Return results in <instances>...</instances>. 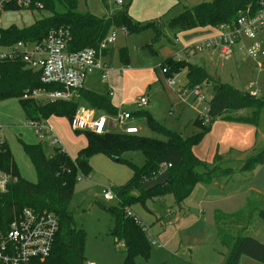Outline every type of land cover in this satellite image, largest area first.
Returning a JSON list of instances; mask_svg holds the SVG:
<instances>
[{"label":"trees","instance_id":"1","mask_svg":"<svg viewBox=\"0 0 264 264\" xmlns=\"http://www.w3.org/2000/svg\"><path fill=\"white\" fill-rule=\"evenodd\" d=\"M50 13L42 16L27 27L12 24L0 27V41L10 44L19 40L41 41L51 30L67 28L72 36L69 44L71 51H79L86 47H100L112 28H124L127 32H137L153 25L156 34L153 42L162 38L160 27L154 22L135 20L128 12L132 0H123L122 7L115 12L98 16L91 12L78 9V0H40ZM104 6L109 4L102 0ZM264 0H212L185 8L174 16L169 24L175 31L189 30L200 26L218 27L224 23H232L242 14H255L264 6ZM148 47L152 49V44ZM109 48L105 53H109ZM121 59H127V53L121 52ZM168 77L186 70L187 87L193 89L206 82L212 86L213 96L207 103L205 117L200 115L195 120L200 131L184 137L157 120L147 110L134 111L138 118H146L149 126L167 136L160 140L138 134L109 132L96 134L86 131L87 145L78 151L75 158L71 157L62 147H53L51 153L48 145L22 142L24 151L32 162L37 181L32 182L21 175L19 167L7 141H3L0 150V171L10 174V180L4 190L0 189V221L8 223L15 214L24 208L38 212L50 211L59 218V230L55 237L52 252L44 261L34 264H85L84 249L86 232L77 225L75 216L70 210L79 173L89 176L92 171L90 160L98 154L124 161L132 169L131 177L122 185L113 186L117 202L106 205L96 201L100 207L107 209L113 219L114 228L111 232L115 240L124 241L127 252L123 264H137L136 257L141 255L148 259L151 243L146 231L135 217L129 215L131 205L147 199L162 198L167 194L174 196L175 204H181L191 195L198 183L207 184L211 180L229 175L238 170L221 166L223 155L217 154L213 162L200 158L194 147L204 139L210 131L212 123L217 119L259 124L264 108V97L251 98L234 85L223 82L211 75L207 69L190 61L168 57L162 62ZM58 84H45L40 80V73L30 69L20 60L0 61V101L17 98L29 120H47L53 115L67 116L72 119L81 101L86 100L92 107L109 113H116L117 107L108 94H101L85 87L80 90V100L44 101L25 97L35 90L61 89ZM43 101V99H42ZM241 112V113H240ZM245 112V113H242ZM139 150L144 155L142 165L125 159L127 151ZM162 163L171 164L166 170L170 173L168 181L153 189L143 188L146 180L160 173ZM264 163V147L252 152L244 161L240 171H251ZM264 222V208L254 206L251 200L235 213H220L216 216L217 236L227 248L226 264H238L243 255L264 263V242L246 234L252 224L253 215ZM228 225V226H227ZM164 264H170L165 262ZM183 264H196L186 261Z\"/></svg>","mask_w":264,"mask_h":264},{"label":"rangeland","instance_id":"2","mask_svg":"<svg viewBox=\"0 0 264 264\" xmlns=\"http://www.w3.org/2000/svg\"><path fill=\"white\" fill-rule=\"evenodd\" d=\"M105 1L109 4V8L104 6L102 0H78V9L82 12L106 15L122 7L116 0ZM209 1L212 0H132L128 12L135 20L156 23L161 29L162 38L157 42H153L156 34V29L153 25L137 32H126L124 28L111 29L109 34L113 31L117 33L116 41L112 45L114 46L112 47L113 51L111 50L113 53L112 63H110L111 54L106 57V60L113 67L107 79V86L114 93L112 97L113 103L117 102L116 105L121 106L129 104L127 105L128 108L136 109V105L132 102L141 96H145L149 101L145 109L147 108L146 110L152 116L166 126L179 130L184 137L200 131L199 126L195 124V120L199 115L208 119L205 116V107L207 108V103L213 95L211 85H207L206 82L201 83V95L196 97L195 91L187 87V71L182 70L174 74L173 77H168L165 73L166 70L162 67V62L171 55H178L180 59L188 58L194 61L201 55L208 58L207 53L214 51V49H205L203 53L191 57H187L184 53L176 54L178 47L215 38L220 33L218 27L200 26L189 30L175 31L171 29L169 24L170 20L186 7L191 8ZM125 3H127L126 0ZM42 14L48 15L50 13L46 10L33 16L23 10L4 12L1 16L0 24L2 27H8L12 24L19 27H27L41 18ZM177 37L180 40L178 42L176 41ZM149 43L152 44V49L148 47ZM239 49L240 46L236 48L232 57L225 61L226 65L220 73L221 80L234 85L245 93L257 90V97L263 98L264 63L262 66H258L257 61ZM122 51L127 53L126 60L121 59ZM205 65L207 71L212 74L213 68L210 66L209 61H206ZM123 67H126L125 70L128 69L129 71L125 75L120 73V70L123 71ZM170 78L174 79L173 84L169 83L168 80ZM250 84H252L251 87ZM104 85L101 86L105 88L106 85ZM28 98L31 99L32 96L29 94ZM38 100L40 102L46 101ZM0 121L2 123L1 134L3 140L9 144L21 175L32 182H36V170L26 155L22 142L36 143L40 142V139L30 127V120L27 118L17 98L0 101ZM49 123L60 138L61 147L71 157L75 158L78 151L87 145L88 139L85 132L74 131L71 127V119L67 116L53 115L49 118ZM135 125L139 129L138 135L160 140L167 139L164 133L152 129L144 117L138 118ZM257 127L264 134V108ZM224 133L226 134V131ZM262 147H264V144L255 151L260 150ZM52 148L48 144L49 153H51ZM123 157L132 160L137 165L144 163V155L139 150L127 151L123 154ZM225 159L222 163L223 167H230L241 172L240 168L243 162L238 164L233 156H231V159L230 157ZM259 165L262 166H259L257 173L254 171V174H258L256 179H259V183L262 185L264 184V163ZM131 175L132 169L127 163L104 154L94 158L93 168L89 176L79 173V179L70 203V210L75 216L77 225L86 232L85 263L123 264L127 252L126 245L122 240H115L111 234L114 228V219L111 213L95 202H103L106 205L116 203L117 199L105 200L104 190L113 185L124 184ZM237 181L239 180L237 179ZM250 183H254V179H251ZM238 185H247V181L241 179ZM163 198L156 200L147 199L145 203L136 202L131 205L137 216L153 230V233L156 232L158 234L156 237L158 242L154 244L151 236L146 232L152 247L151 253L148 259L141 255L137 256L136 263L164 264L169 262L170 264H180L181 261L178 257H183L186 261L196 264H226L228 250L220 242L218 236L214 235L216 234L217 226L213 219L209 218V224L207 223V225L201 223L188 231L189 234L198 231V235H202L204 238L209 237L207 240L197 241L199 243L182 244L181 237L176 231V243L174 236L171 244L166 243L164 237L166 235L172 236L173 230L176 228L175 225L178 224H176L174 217L168 215L167 210L170 205L173 206L170 209L172 208L174 211L177 210V207L172 194H167ZM188 213L192 215V213ZM194 213L203 214L199 208ZM207 214H209V211ZM170 220L172 223L169 222ZM246 234L264 242V222L256 216V212ZM179 248L181 250L178 256L173 255V252ZM238 264L264 263L243 255Z\"/></svg>","mask_w":264,"mask_h":264},{"label":"built area","instance_id":"3","mask_svg":"<svg viewBox=\"0 0 264 264\" xmlns=\"http://www.w3.org/2000/svg\"><path fill=\"white\" fill-rule=\"evenodd\" d=\"M122 5L123 0H116ZM264 3V2H263ZM23 10L31 15L46 11L40 0H0V21L4 12ZM45 15V14H44ZM0 27L1 24H0ZM220 33L215 38L190 44L182 52L187 57L203 53L205 49L219 51L222 61L232 57L236 48L257 61L258 66L264 63V6L255 14H242L232 23L218 26ZM127 32V31H126ZM117 33L113 31L100 44V47H86L79 51H71L69 44L72 36L67 28L54 29L41 41L19 40L10 44L0 41V61H22L26 67L39 71L40 80L45 84H58L61 89L35 90L30 96L46 101H73L80 96L84 88L87 75L94 71H101V78L106 80L112 66L106 60L105 51L115 43ZM124 70V69H123ZM166 70V69H165ZM170 84L174 79L170 78ZM252 84H250V87ZM201 84L195 86L196 97L201 95ZM257 96L258 91L251 92ZM113 94V92H111ZM29 94L25 95L28 97ZM205 99V98H204ZM137 111L145 109L148 99L139 97L133 102ZM207 112V108L205 107ZM136 116L133 111L120 106L116 113H97L96 108L80 105L71 119V127L76 132H94L105 134L119 132L137 134L139 129L133 123ZM208 122V119H205ZM40 142L48 141L52 147H61V140L53 131L47 120H30ZM2 123L0 121V150L3 138L1 137ZM171 164L162 163L160 173ZM10 174L0 171V189L4 190L10 180ZM105 200H115L116 195L112 187L104 190ZM129 215H135L128 210ZM136 221L149 233L154 244L157 243L151 228L137 215ZM59 230V218L50 211L38 212L31 208H24L15 214L8 222L0 221V264H34L43 261L52 252L55 237ZM85 264H94L91 262Z\"/></svg>","mask_w":264,"mask_h":264},{"label":"crops","instance_id":"4","mask_svg":"<svg viewBox=\"0 0 264 264\" xmlns=\"http://www.w3.org/2000/svg\"><path fill=\"white\" fill-rule=\"evenodd\" d=\"M95 15L104 16V14L100 15L98 13ZM33 16H35V14ZM41 16H47V15L42 14ZM176 41L177 42L180 41L178 37L176 38ZM186 45L178 47L176 50L177 51L176 54L177 53L182 54L183 53L182 50ZM211 53L212 52L207 53L208 58H206L204 55H201V57H197V59L194 61L190 59L189 60L194 63L204 66L206 69L207 67L205 65V62L209 61L210 66L213 68V73L212 74L210 73V74L222 79L220 76L221 75L220 73L223 71L226 65L225 61L230 58L226 59L225 61H221L219 51H216L215 56H212ZM108 55H110V63H112L113 53L110 51L109 53H107L105 57H107ZM170 57H174L177 59L179 58L178 55H171ZM125 68L126 67H123L124 70ZM112 70H113V67H112ZM124 70L123 71L120 70V73L122 75H125L126 73L129 72L128 69H126L125 71ZM101 74L102 73L100 70H94L90 72L87 75L84 87L86 89H91L101 94H108L112 100L114 93L111 94V92L113 91H111V88L110 87L108 88L107 86L108 78L106 80H103L101 78ZM103 84L106 85V86L104 85L105 88L101 86ZM207 85H210V84H207ZM78 99L80 100V96L78 97ZM116 104L117 102L114 104L117 108L121 106V105H116ZM148 104H149V101H148ZM80 105L91 106L86 100L81 101ZM127 105H123L122 107L125 109H129L133 112L138 110L137 107L136 109L135 108L130 109L128 108ZM96 110L99 113H103V112L109 113L107 111L100 110V109H96ZM242 113H245V112H242ZM109 114H114V113H109ZM137 119L138 117H136V119L133 120L134 124ZM47 122L49 123V118L47 119ZM49 125L52 127L50 123ZM257 126L250 124V123L237 122V121H226L223 119H217L212 123L211 129L208 132L209 134H207V136L204 137L202 142H200L198 145L194 147V152L200 158H202L203 160H206L207 162H213L217 154L223 155L224 158H223V161L221 162V166L223 165L222 163L226 160L225 158L230 157L231 159V156H233L235 159V162L239 164V162H243L251 154V152H254L255 150H257L259 147H261L264 144V137H262L264 134L261 131V129ZM225 131H226V134L224 133ZM1 133H2V129H1ZM1 137L3 138L2 134H1ZM47 143L48 141H45L44 144L48 145ZM101 155L103 154H98L91 158L90 164L92 168H93L94 158H97L98 156H101ZM238 164H236V166H238ZM259 166H262V165L256 166L251 171H241V172L236 171L229 175H225V176L216 178L214 180H211L207 184L198 183L196 187L194 188L193 192L191 193V195L181 204V206L175 205L177 207L176 211H174L172 208L170 209V207H173L172 205H170V207L167 210V213L170 217H174L176 224L177 223L178 224L175 225L176 228L173 230L174 233L172 234V236L166 235L164 237L166 243L171 244V242L173 241V236H174V240L176 243V238H175L176 231L181 237L182 244L183 243H187V244L199 243V242L207 240L209 238L208 234H207L208 238H204L202 237V235H198L199 234L197 233L198 231H194L191 234H189L188 231L192 229L195 225H198L201 223H204L205 225H207L210 219L211 220L213 219L215 221L216 216L220 213L230 214V213H235L241 210L247 205L249 200H251V203L254 206H259V207L264 208V184L260 185L259 179H256L258 174L257 175L254 174V171L257 173ZM226 168H230V167H226ZM237 179L239 181H237ZM241 179H243L244 181L246 180L247 185H241V186L238 185ZM251 179H254V183L252 184L250 183ZM113 186H117V185H113ZM156 199L157 198H154L152 200H156ZM160 199H164V198L162 197ZM197 208L201 209L203 214H195L194 212L196 211ZM132 211L136 214L135 210L132 209ZM208 211H209V214H207ZM188 212L192 213V215L191 214L189 215ZM157 219H160V218H157ZM169 222L172 223L171 220ZM153 234L155 236L156 241L158 242L156 238L158 234H156V232ZM196 235H198L197 238H195ZM214 235L217 237V230H216V234ZM214 235H212V237H214ZM171 249H170V252L172 253ZM180 250L181 248L177 249L175 252H173V255L178 256V253ZM178 258L181 261L180 264H183L186 262L185 258L183 257H178Z\"/></svg>","mask_w":264,"mask_h":264},{"label":"water","instance_id":"5","mask_svg":"<svg viewBox=\"0 0 264 264\" xmlns=\"http://www.w3.org/2000/svg\"><path fill=\"white\" fill-rule=\"evenodd\" d=\"M245 95L248 97H251V98L256 97V95L249 93V92H246ZM169 177H170V173L167 170L162 171L161 173H159L154 178L146 180L143 184V188L150 190V189H153L159 185H163L168 181Z\"/></svg>","mask_w":264,"mask_h":264}]
</instances>
